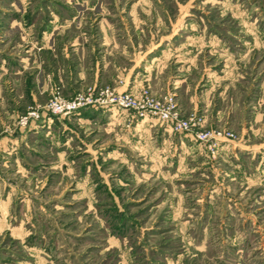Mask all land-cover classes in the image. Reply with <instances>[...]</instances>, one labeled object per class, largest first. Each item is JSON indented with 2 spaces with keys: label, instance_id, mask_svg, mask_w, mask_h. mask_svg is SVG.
Wrapping results in <instances>:
<instances>
[{
  "label": "rangeland",
  "instance_id": "obj_1",
  "mask_svg": "<svg viewBox=\"0 0 264 264\" xmlns=\"http://www.w3.org/2000/svg\"><path fill=\"white\" fill-rule=\"evenodd\" d=\"M17 18L66 24L47 70L67 76L0 105V264H264V0H0V29ZM73 38L93 67L76 84ZM106 87L172 91L174 115L44 109Z\"/></svg>",
  "mask_w": 264,
  "mask_h": 264
},
{
  "label": "crops",
  "instance_id": "obj_2",
  "mask_svg": "<svg viewBox=\"0 0 264 264\" xmlns=\"http://www.w3.org/2000/svg\"><path fill=\"white\" fill-rule=\"evenodd\" d=\"M65 27V23L58 24L51 19H48V22L43 25L31 21L29 25L24 26L20 18H17L16 22L12 19L2 25L0 29V105L5 107L6 110L13 111L17 109V105H27L35 101L43 102L45 100L44 96L49 94L48 89L52 78H56L58 82L63 80V84H66L67 68L65 69L66 64L59 56L56 59L57 64L55 65L54 74L50 75L49 70H47L51 64L50 55L57 56L56 54L59 53L52 51L53 54H49L51 52L50 48L58 40H56L53 33L58 34ZM13 28L17 29V33H13ZM35 28L37 29L36 33L33 32ZM10 34L12 37L8 36ZM7 36L12 42L8 48H5L2 45L7 41ZM81 41L76 38L71 39V47L68 50L72 56H79L77 57L79 60L78 65L75 61H71L74 59H70L73 70L76 72V68L78 69L72 81L75 84L79 82L77 80H80L81 83L82 78L87 74L85 72L87 68H93L91 66L82 68L81 57L84 51ZM28 44L30 46L24 49L25 52L17 53V49ZM65 44L63 43L62 46H65ZM63 53L66 54L64 51ZM52 59L55 60V58ZM61 60L63 62L60 63ZM103 67L107 68V64ZM98 70V67H96L95 75L98 74ZM122 77H125V75ZM99 78H102V75ZM1 145L2 135H0V152Z\"/></svg>",
  "mask_w": 264,
  "mask_h": 264
},
{
  "label": "built area",
  "instance_id": "obj_3",
  "mask_svg": "<svg viewBox=\"0 0 264 264\" xmlns=\"http://www.w3.org/2000/svg\"><path fill=\"white\" fill-rule=\"evenodd\" d=\"M112 103L122 108H135L140 113H155L162 118H172L174 115V105H176L174 92L169 91L163 96H155L149 88H143L137 94L131 91H117L115 87H106L98 91V94L84 95L78 93L73 98L66 99L59 92H54L44 105V109L50 114H63L71 109L78 108L86 103ZM37 108H31L20 118V123L25 124L31 118H37L40 114ZM194 120V118H192ZM195 123L200 124V117ZM191 126L190 120H178L176 128H188ZM231 130L214 129L199 131L198 137L202 139H213L219 137H233Z\"/></svg>",
  "mask_w": 264,
  "mask_h": 264
}]
</instances>
